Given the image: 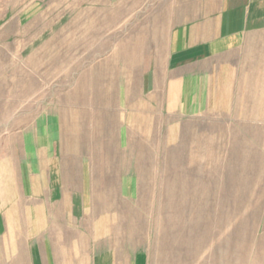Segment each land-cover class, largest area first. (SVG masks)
I'll return each instance as SVG.
<instances>
[{"label":"rangeland","instance_id":"obj_1","mask_svg":"<svg viewBox=\"0 0 264 264\" xmlns=\"http://www.w3.org/2000/svg\"><path fill=\"white\" fill-rule=\"evenodd\" d=\"M225 4L248 29L178 111L171 33ZM52 201L90 263L264 264V0H0V264Z\"/></svg>","mask_w":264,"mask_h":264},{"label":"crops","instance_id":"obj_2","mask_svg":"<svg viewBox=\"0 0 264 264\" xmlns=\"http://www.w3.org/2000/svg\"><path fill=\"white\" fill-rule=\"evenodd\" d=\"M247 13L248 6L228 8L225 4L216 15L187 27H178L171 33L166 89L169 97L177 98L178 111L180 96L182 106H189L190 102L185 101V98L193 97L199 83L211 78V70L204 68L208 61L240 44L248 29ZM50 204L49 212H45L43 206H38L39 223L34 226L32 251L36 252L39 260L33 264H144L136 256H117L115 250L110 248L92 254L94 259L90 263V256L84 255L80 247L70 248L72 242H69L67 232L71 228L68 223L62 222L72 220L73 203L52 201ZM53 225H58L55 229L57 233L53 232ZM47 230L49 236L44 234Z\"/></svg>","mask_w":264,"mask_h":264}]
</instances>
